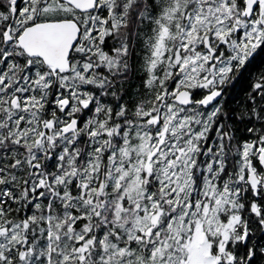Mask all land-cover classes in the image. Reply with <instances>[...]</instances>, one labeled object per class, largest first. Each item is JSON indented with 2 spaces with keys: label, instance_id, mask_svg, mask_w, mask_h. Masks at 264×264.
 I'll return each mask as SVG.
<instances>
[{
  "label": "snow or ice",
  "instance_id": "snow-or-ice-1",
  "mask_svg": "<svg viewBox=\"0 0 264 264\" xmlns=\"http://www.w3.org/2000/svg\"><path fill=\"white\" fill-rule=\"evenodd\" d=\"M0 264H264V0H0Z\"/></svg>",
  "mask_w": 264,
  "mask_h": 264
}]
</instances>
